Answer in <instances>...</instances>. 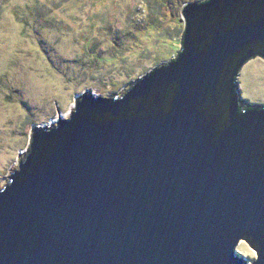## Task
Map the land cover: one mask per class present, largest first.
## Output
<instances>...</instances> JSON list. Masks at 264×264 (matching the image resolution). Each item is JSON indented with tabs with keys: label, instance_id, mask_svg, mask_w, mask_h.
<instances>
[{
	"label": "water",
	"instance_id": "water-1",
	"mask_svg": "<svg viewBox=\"0 0 264 264\" xmlns=\"http://www.w3.org/2000/svg\"><path fill=\"white\" fill-rule=\"evenodd\" d=\"M181 12L175 57L33 131L0 187V264H248L240 240L264 264V105L236 80L264 58V0Z\"/></svg>",
	"mask_w": 264,
	"mask_h": 264
},
{
	"label": "rangeland",
	"instance_id": "rangeland-1",
	"mask_svg": "<svg viewBox=\"0 0 264 264\" xmlns=\"http://www.w3.org/2000/svg\"><path fill=\"white\" fill-rule=\"evenodd\" d=\"M202 0H0V187L28 150L36 127L70 116L84 93L120 95L176 56L181 12ZM245 104L264 105V58L237 78ZM248 264L256 251L236 246Z\"/></svg>",
	"mask_w": 264,
	"mask_h": 264
},
{
	"label": "flooded vegetation",
	"instance_id": "flooded-vegetation-1",
	"mask_svg": "<svg viewBox=\"0 0 264 264\" xmlns=\"http://www.w3.org/2000/svg\"><path fill=\"white\" fill-rule=\"evenodd\" d=\"M256 56H259V57H261L260 55H256ZM256 56H255V57H256ZM240 70H241V68H240ZM240 70H239V72H238V75H239V73H240ZM238 75H237V76H238Z\"/></svg>",
	"mask_w": 264,
	"mask_h": 264
},
{
	"label": "trees",
	"instance_id": "trees-1",
	"mask_svg": "<svg viewBox=\"0 0 264 264\" xmlns=\"http://www.w3.org/2000/svg\"><path fill=\"white\" fill-rule=\"evenodd\" d=\"M238 76H236V80H237ZM123 93V92H122Z\"/></svg>",
	"mask_w": 264,
	"mask_h": 264
}]
</instances>
